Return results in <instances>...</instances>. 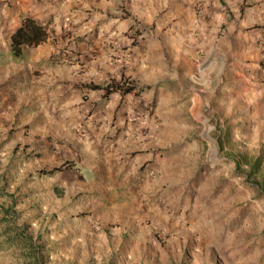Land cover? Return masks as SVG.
Instances as JSON below:
<instances>
[{"label":"rangeland","instance_id":"374dc122","mask_svg":"<svg viewBox=\"0 0 264 264\" xmlns=\"http://www.w3.org/2000/svg\"><path fill=\"white\" fill-rule=\"evenodd\" d=\"M140 29L135 44L152 28ZM182 32L199 37L198 27ZM129 44L118 48L131 55ZM119 53L110 57L113 63ZM182 55L169 57L163 71L173 78L168 88L182 87L183 94L193 82L190 73L199 76L205 51ZM38 68L34 79L42 74ZM226 87L223 102L152 100L112 108L91 102L89 115L101 112L92 121L105 134L131 125L136 136L152 142L150 154L140 150L135 175V165L127 163L119 175L106 168L92 180L75 165L94 163V154L73 147L84 143L88 115L74 136L67 135L58 130V113L45 114L47 102H39L36 88L32 94L16 88L11 99L38 102L0 114V264H264V191L259 175L238 165L243 156H261L264 168V102H250L244 92L232 102L238 87L231 80ZM13 100L7 103L22 105ZM66 159L73 165L43 173ZM18 234L27 241L10 244Z\"/></svg>","mask_w":264,"mask_h":264},{"label":"crops","instance_id":"0c3cea01","mask_svg":"<svg viewBox=\"0 0 264 264\" xmlns=\"http://www.w3.org/2000/svg\"><path fill=\"white\" fill-rule=\"evenodd\" d=\"M27 16L49 22L50 35L40 45L27 47L23 57L15 60L11 34ZM135 21L152 29L144 39L131 45V55H125L118 47L130 42L126 34ZM168 24V29L163 30ZM222 25L225 29L219 35ZM183 27H198L197 40L183 34ZM197 48L205 51V57L198 64L199 76L190 73L193 82L187 84V93L182 94V87L180 91L168 88L166 81L173 78L164 77L163 66L169 57H192ZM116 50L121 52V58L113 63L110 57ZM54 56L59 61L53 60ZM65 56L71 58L67 61ZM226 58L230 59L227 66ZM84 61L86 66L81 69ZM38 67L42 74L34 79ZM26 70L28 79L23 73ZM123 74L146 88L140 94L116 92L104 100L99 89L88 85ZM229 80L238 87L232 102H239V92H244L250 102H264V0H0V96L3 91L8 94L0 102V114L8 115L10 109L18 111L27 106L25 102H38L11 99L16 88L22 87L30 94L37 89L39 102H47L45 114L58 113V130L67 135L74 136L75 127L85 123L88 115L84 143L73 146L80 153L92 152L95 156L94 163L81 159V167L75 165L86 179H95L98 171L106 168L119 175L127 163L135 165L131 170L135 175L136 162L144 149L151 153L152 144L143 140V134L136 136L131 125L105 134L106 129L92 121L103 117L101 112L89 115L91 102H98L99 106L107 102L110 108L120 102L135 101L134 107H138L141 102L152 100L223 102ZM11 100L22 105L7 103ZM41 107H45L44 103ZM137 150L136 160L130 159ZM99 164L105 168H99Z\"/></svg>","mask_w":264,"mask_h":264},{"label":"trees","instance_id":"16d2710c","mask_svg":"<svg viewBox=\"0 0 264 264\" xmlns=\"http://www.w3.org/2000/svg\"><path fill=\"white\" fill-rule=\"evenodd\" d=\"M50 35V23L41 22L36 19L27 16L24 18L22 23L12 32L11 34V53L15 60H20L23 57L24 50L27 47H36L41 43L45 42ZM136 42L134 41L133 44ZM67 61L71 56H65ZM53 60L59 61V57H53ZM90 87L93 89H99L102 93L104 100H109L111 95L119 92L121 94H127L129 92L135 91L136 94H140L141 91L146 88V86H138L130 78V76L122 75L120 78L111 77L108 81L103 83H89ZM263 158L261 156L257 157H248L243 156L241 160L238 161V165L242 166L247 164L249 168L250 175L260 177V180L257 182L261 185L262 190L264 191V168H263ZM73 161V162H72ZM74 160H65L64 163L55 167L51 170L43 172L44 174L53 175L57 171L72 166ZM19 239L9 238L10 244H15L21 241H27L25 237L27 235L18 234Z\"/></svg>","mask_w":264,"mask_h":264},{"label":"built area","instance_id":"2783aa9c","mask_svg":"<svg viewBox=\"0 0 264 264\" xmlns=\"http://www.w3.org/2000/svg\"><path fill=\"white\" fill-rule=\"evenodd\" d=\"M138 22V21H137ZM140 26H142L141 24H140V22H138V23H135L134 25H133V27L131 28V34H130V36H131V40H130V44H129V46L131 47V45H133V42L135 41L136 42V39L139 37L138 35L141 33V29H140ZM140 29V30H139ZM129 47V48H130ZM130 118H131V121L132 120H136V118H134V117H132V116H130Z\"/></svg>","mask_w":264,"mask_h":264}]
</instances>
